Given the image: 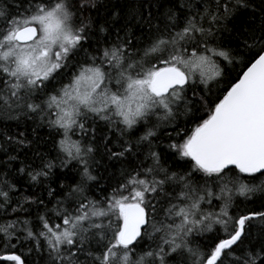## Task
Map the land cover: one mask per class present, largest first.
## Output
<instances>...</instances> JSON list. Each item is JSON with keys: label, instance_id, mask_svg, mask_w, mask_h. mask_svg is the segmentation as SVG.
<instances>
[{"label": "snow or ice", "instance_id": "obj_1", "mask_svg": "<svg viewBox=\"0 0 264 264\" xmlns=\"http://www.w3.org/2000/svg\"><path fill=\"white\" fill-rule=\"evenodd\" d=\"M21 119L33 138L0 130V166L55 202L0 181V264H264V180L241 179L264 176V0H0V120Z\"/></svg>", "mask_w": 264, "mask_h": 264}, {"label": "trees", "instance_id": "obj_2", "mask_svg": "<svg viewBox=\"0 0 264 264\" xmlns=\"http://www.w3.org/2000/svg\"><path fill=\"white\" fill-rule=\"evenodd\" d=\"M87 46V44L85 45ZM71 72L69 71L67 73V76L64 78L63 82L67 83L68 82V77H70ZM57 79H60V77H57ZM54 87H58V85L53 82L52 84L49 85L48 91H51ZM43 99V95L40 97ZM185 117H179L178 118V123L179 127H190L191 122H189L188 125H185L184 123ZM32 127L33 125L29 122L28 124H25V121L21 119L20 121L16 120H8V121H3L0 120V130L7 129L9 134H14L17 132H23L26 131V134L30 139L33 138L32 134ZM178 129L176 127H163L158 135L156 140L154 141L156 147L155 150L160 152L163 160L162 162L166 165L169 166L171 171H180L181 174L183 172H187L190 168V164L185 163V160L187 158H179L177 157L173 150L168 148V144L171 142L166 137H168L169 134H171L173 137L176 135V131ZM106 126L102 122H98L97 124V135L99 136L101 133L106 132ZM143 131V127H140L139 131L135 132L134 135H139L140 132ZM49 128L47 127L46 124L40 126L36 130V134L41 138L42 142L47 141L46 143H42L41 151H45L49 153V158L55 157L56 156V150L52 147V140L53 139H59L58 136L52 137L49 135ZM79 135H74L73 139H79ZM116 150V149H114ZM20 158L24 159V153L20 152L19 153ZM4 157L0 155V160H2ZM57 167L53 169V172L57 175L60 173H64V177H67L66 183H74L75 180L72 179V177L75 175L73 172V169L75 168V164L72 165V168L69 169H62L59 167V161H56ZM147 165H145L146 167ZM20 167L19 162H14L13 166L11 168H5L3 166H0V181L7 180L11 184L16 185V189L12 192V200L13 203L15 201L25 195H33V196H40L41 198L45 199L46 201L51 199L52 202H55V196L54 197H48L47 191H45L40 185H33L32 182L28 180V177L25 174H20L16 171ZM121 165L120 163L116 161H112L108 164L107 166V171H105L104 167L102 166L101 169L99 170V184L96 185L93 182V186L90 188L89 192L87 193L90 196H96V198H99L100 189L105 188L108 189V185L110 181L107 179L108 177H112L113 180L119 178V169ZM5 172H7V175L5 176ZM96 174V173H94ZM115 174V175H114ZM230 174V173H229ZM61 177V178H64ZM241 179L248 180L251 183H260L262 180H264V176H261L259 174H255L254 179L252 177H249L247 174H241ZM45 183H49L48 181H45ZM59 186V180L55 181V183H52L53 189H57L56 195H62V193L58 190ZM179 189H177L178 191ZM218 188L215 189V191L218 192ZM67 191V189H65ZM219 201L213 197V206L218 208L219 206ZM235 204L239 208H245V207H253V204H247L244 202L243 198L241 197H236L235 198ZM49 207H52V204L48 205ZM205 207H208L207 203L205 202L204 204ZM35 206H33L34 208ZM11 211V209H9ZM35 215V212L32 213ZM54 223H58L59 221H53ZM147 240H145V243ZM139 251V249H138Z\"/></svg>", "mask_w": 264, "mask_h": 264}]
</instances>
